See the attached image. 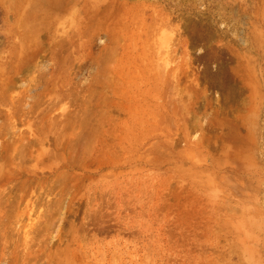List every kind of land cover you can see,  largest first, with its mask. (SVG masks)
Here are the masks:
<instances>
[{
    "label": "rangeland",
    "instance_id": "1",
    "mask_svg": "<svg viewBox=\"0 0 264 264\" xmlns=\"http://www.w3.org/2000/svg\"><path fill=\"white\" fill-rule=\"evenodd\" d=\"M0 264H264V0H0Z\"/></svg>",
    "mask_w": 264,
    "mask_h": 264
}]
</instances>
